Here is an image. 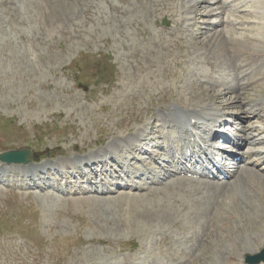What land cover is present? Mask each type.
<instances>
[{
    "label": "rangeland",
    "instance_id": "rangeland-1",
    "mask_svg": "<svg viewBox=\"0 0 264 264\" xmlns=\"http://www.w3.org/2000/svg\"><path fill=\"white\" fill-rule=\"evenodd\" d=\"M159 1L0 0V154L30 150L35 167L69 159L77 164L114 139L155 130L156 120L171 105L211 104L232 113L244 102L264 100V80L236 95L199 80L210 69L202 55L229 69L224 78L229 73L235 77L231 53L252 43L220 25L217 0H190V6L185 0H162L164 7L153 5ZM187 7L193 8L189 17L197 16L185 30L179 17ZM260 32L264 37L261 27L241 31ZM232 35L239 38L237 43L229 39ZM260 45L264 43L249 47L254 52ZM253 77L261 78L259 73ZM233 99L239 102L227 107ZM226 119L234 124L231 133L239 135L243 126L256 124ZM261 126L264 119L257 129ZM128 141L135 146L133 139ZM116 143L124 145L116 140L112 149ZM225 148L230 150V145ZM138 150L123 161L134 167L123 177V187L143 165L154 163L161 178L166 174L168 166L157 158L160 149ZM109 169L110 177L120 173ZM258 170L248 175L256 183L251 188L243 180L233 190L225 184L211 186L207 192L218 199L214 203L207 197L205 204L195 202L203 197L195 199L194 187L181 192L186 186L182 183L179 190L167 184L150 187L162 194L108 186L99 195L90 192L92 186L100 187V180L91 178L90 184L70 189L79 181L72 176L51 182L62 193L50 190L45 195L35 187L4 186L18 180L5 178L0 180V264H245L247 253L264 249V175ZM247 235L257 242L237 250L240 243L248 244Z\"/></svg>",
    "mask_w": 264,
    "mask_h": 264
},
{
    "label": "bare ground",
    "instance_id": "bare-ground-1",
    "mask_svg": "<svg viewBox=\"0 0 264 264\" xmlns=\"http://www.w3.org/2000/svg\"><path fill=\"white\" fill-rule=\"evenodd\" d=\"M137 1L140 2L141 0H137ZM150 1H151V3H154L156 0H150ZM159 2H161V3H157V4H153V5H156L157 7H160V6L164 7V5H162V0ZM221 2H222V5L218 0L216 2V4H218V10L220 11V14L216 15V16L221 17V19L219 20V23L221 26L225 27L224 29H227L231 32H235L236 34H239V36L243 35V36H245L246 39H252V43L249 46H251V45L254 46V45H259V44L264 43V37L261 36V32L256 35V33L258 32V29H257L256 33H254L252 35L251 34L244 35L241 33V31L243 32L244 30L246 32H250V33L254 32V30H256L257 27H261V31L264 30V0H223ZM191 3L192 2H190V0H185V4H187L188 6H190ZM108 4L112 7V5L110 3H108ZM131 4H133V3H131ZM127 6H128V4H127ZM151 6L152 5L150 4L149 7H151ZM226 6H230L231 9H233V10H228V8ZM124 7H126V6H124ZM120 8H123V7H120ZM248 8H249V10H248L249 12H245V10ZM173 9H175V8H173ZM192 10H193V8H192ZM192 10H189L188 7L186 9L182 8V10H181L182 15H184V17H181V18L179 17V20L181 19L182 22H184L185 30H188V28L193 25L192 21L195 19V17L194 18L189 17V15L191 13H193ZM201 13H203V12H200V14ZM154 14H155V11L151 15L153 16ZM238 15H242V16L236 17ZM203 16H205V15H203ZM228 17H234L237 19V21L235 23H230L229 20H227ZM243 17H248V18L246 20H242L241 18H243ZM179 20L175 21V23H178ZM235 24H237V27ZM212 25H214V24H212ZM217 29H220V28H217ZM229 39L231 40V42L237 43L239 38L232 35L229 37ZM248 42H250V41L248 40ZM249 46L247 48H244V49L242 47H240V48L235 49L234 51L231 50V51H233V53H232V57L229 58L230 61H232L234 59V55L237 58V57H240L241 54H245V58H243L241 60L240 66H242V67L245 66V68H247V71H252V72L258 71L260 69H264V45L258 46V48H256L257 51H254V52H252V47H249ZM230 49H233V48H230ZM202 57H204L203 59L205 62H207V64H210L209 58H211V57L209 55L208 56L202 55ZM235 65H239V64L235 63ZM213 67L217 68V69L219 67V69L223 72L227 71V70L229 71L228 68H225V66L222 67L221 63H218V62L214 63ZM218 72H220V71H218ZM235 73H236V69H235ZM229 74H230L229 75L230 79H232L234 76L231 73H229ZM247 76H248V74H247ZM262 76H263L262 79L264 80V72H263ZM245 81L247 82V84H251V83L256 82L255 79H250V78L246 79ZM220 82H221V80L218 81V83H220ZM224 82H228V81H224ZM243 82L244 81L239 82V85L242 84ZM243 87H246V85H244ZM219 92H225L227 94H231V93L235 94L236 93L235 91H231V89H225V91H219ZM248 94H249V91L246 92V95H248ZM237 98H240V97L237 96ZM233 100H235V99H233ZM238 102L235 100L233 103H230L232 105H228L227 107H230V106L232 107L233 105H236ZM201 106L202 105H198L194 108L192 106L187 108V107H184L180 104H179V106H176V104L171 105L169 108L164 109V111L161 113V119H164V125H166V126L169 124V125H176L177 127L181 128L182 135L179 138V140L181 142L198 143L197 139L192 140L190 135L187 134V132L185 131L186 126H184L183 124L189 125L190 127L194 128V127H198L197 124H194V121H199L202 123L206 122L207 124H209L208 128L210 127V129H213V128L215 129L218 125L219 126H223L224 124L232 125V124H230V122L229 123L227 122L226 117H229L231 119L238 120V121L253 120L254 118H259L261 116V112H262L261 107H264L263 104L259 105L258 103H255V104H251L250 110H246V109H244V106L249 107V104L247 102H244L241 104V106L239 105L240 107L237 108L238 110L236 112L228 113L225 110H218L216 108H213L211 104H203L202 108H201ZM165 117H168V119H165ZM176 126H174V127H176ZM160 131L161 130L155 126V130L152 129L151 132H148L145 129H142V131H141L142 134L137 133L135 135H132L128 139H123V138L114 139L110 143L108 148H106L105 150L98 151L94 155H88V161H90V160L94 161L95 155H108L109 154V155L115 157V153H114L115 150L117 148L121 147V146H119V143H116V144H114V149H112L111 145L116 140H118V141L122 140L124 142V145L126 147H129L130 149H136V148L138 149L142 145H144V146L152 145V146H156V147L160 148V145L156 141L162 140L163 135L165 137H167L165 134H162V132H160ZM241 133H243L242 136L244 138L242 136H238L239 142L241 141V144H239L240 145L239 149H243V147H246V146L250 147V145H253L256 143V142L252 141V136L248 135V129H243L241 131ZM260 134H261V131L258 132V135H260ZM155 136H156V138H153ZM194 138H197V137L194 136ZM130 139L134 140L135 146L130 144V141H128ZM199 146L201 147L202 157H205V159L207 161L211 160L212 157L214 159L215 156L208 153V151H210L212 148H214L213 146L210 147V145L206 144V143H204V144L201 143ZM187 149H189V144L187 145ZM215 149H216V147H215ZM217 150H218V148H217ZM244 156H249L251 158H250V160H248L245 163L246 167H244V169L241 170L242 171V173H241L242 177L241 178L248 177V174L252 171L251 169L247 168V166H249V165L260 166L264 163V152L260 151L259 149L249 148L248 151L245 152L243 157ZM252 156L254 157V160L252 159ZM72 162H73V160L71 159V160L66 161V162H59L57 165L64 168L65 166L71 165ZM101 164H102V166H105L106 163L102 162ZM48 166H49V164L47 163V164L42 165L41 167H42V169H46ZM177 166H178V170H180L181 172L183 169L186 168V166L180 162L177 163ZM6 167H7V169H6ZM27 167H30V166H25V165H20V164H11V165L6 164V166L4 167V170L5 169L8 170L12 176H14V174L17 173L19 177L39 176L40 180H44L47 177L50 178L49 175L48 176L42 175L41 174L42 171L39 169H36V168H29V170H22V169H25ZM148 171L154 172V169H148ZM19 173H22V174H19ZM152 174L154 176L149 177L148 182H150L152 184H159L160 182H162L161 180L157 179L156 174H154V173H152ZM79 175H80L81 181L87 182L88 176L86 173H84L82 170H79ZM0 177L4 178L5 176L4 177L0 176ZM58 178H59V176L55 177V179H58ZM181 182H183L182 185H185V180H181ZM106 184H108V182H105V185ZM147 185H148V183H145V186H147ZM171 186H172V188L179 189V187L181 186V183L180 182L172 183ZM132 188L133 189H139V187H137L136 185H133ZM142 188H144V187L143 186L140 187V189H142ZM102 191L104 192V188L102 189ZM97 192H100V190L97 189ZM198 193H202V191L200 190ZM195 202L197 204H205V202L203 200L195 201ZM193 211L194 210H192V212ZM203 214H205V213H203ZM207 223H208V226L211 224V222H209V221ZM205 226H206V222H205ZM249 233H251V232H249ZM263 236H264V234H263ZM247 237L249 238L248 244L247 243L246 244L240 243L237 250L242 251V249L246 246L252 247L254 244L253 241L257 242L251 236L247 235ZM257 238H258V235H257ZM260 243L263 246L262 242H260ZM234 244L237 245L239 243L236 244V242H235ZM242 245H243V247H242ZM256 245H258V244H256ZM258 248H259V246H258ZM252 254L253 253H247L244 257H246L247 255H252ZM225 256H229V255L225 254Z\"/></svg>",
    "mask_w": 264,
    "mask_h": 264
},
{
    "label": "water",
    "instance_id": "water-1",
    "mask_svg": "<svg viewBox=\"0 0 264 264\" xmlns=\"http://www.w3.org/2000/svg\"><path fill=\"white\" fill-rule=\"evenodd\" d=\"M1 161L7 163H28L30 161V157L27 155V152H10L1 155Z\"/></svg>",
    "mask_w": 264,
    "mask_h": 264
}]
</instances>
